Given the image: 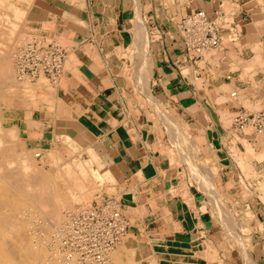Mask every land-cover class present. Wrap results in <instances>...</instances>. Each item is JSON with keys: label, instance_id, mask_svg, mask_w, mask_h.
Wrapping results in <instances>:
<instances>
[{"label": "crops", "instance_id": "0c3cea01", "mask_svg": "<svg viewBox=\"0 0 264 264\" xmlns=\"http://www.w3.org/2000/svg\"><path fill=\"white\" fill-rule=\"evenodd\" d=\"M135 4L148 36L143 43L151 71L147 77L127 73L129 58L121 54L136 40L130 0L31 4L27 18L32 26L62 39L66 57L59 80L36 90L30 113L23 118L24 131L65 158L82 159L88 166L93 161L98 173L109 171L113 180L108 184L116 189L114 194L103 190L100 195L116 194L130 220L129 232L136 236H156L158 243L174 249L191 244L199 224L204 231L199 238L215 239L218 253L229 255L230 264H239L242 251L213 226L215 218H221L213 208L221 203L248 229L239 231L248 239L251 262L264 264V133L251 125L249 131L233 125L238 110H264V0H137ZM198 9L210 15L221 10L225 17L220 44L191 61L180 50L177 23ZM155 103L163 110L159 112ZM164 109L183 122L180 134L176 125L166 124ZM191 164L203 174L200 181L191 175ZM205 172L212 175L208 181ZM179 180L184 181L182 186ZM174 188L190 190L193 205L180 190L172 193Z\"/></svg>", "mask_w": 264, "mask_h": 264}, {"label": "bare ground", "instance_id": "6f19581e", "mask_svg": "<svg viewBox=\"0 0 264 264\" xmlns=\"http://www.w3.org/2000/svg\"><path fill=\"white\" fill-rule=\"evenodd\" d=\"M7 3V0H0V8H3L5 6V4ZM10 3V2H9ZM9 6H11L9 4ZM13 7V6H12ZM136 7V6H135ZM138 8V6H137ZM4 9V8H3ZM14 15L16 17V19H24V15H25V11L22 12V9L18 10L17 7H14ZM8 10V8H7ZM1 11V9H0ZM4 10H2L3 15L0 14V16H2V18L0 19V26H4V24H1L2 22L5 23H9L8 25L11 27L10 31H8L9 33L7 34V39L8 41H4V35H3V31H1V27H0V99H2L4 96H7L6 93L7 92H11V90H13L14 85L20 82L16 79V75L23 80L27 81H33L34 79H31L26 73H23L22 70L16 68L15 72L12 69L13 67L11 66V62H12V55L15 56V63L17 61V63L22 62L23 58L22 57V50H15V46L17 44H20V42L18 41H22V35L20 33V31L17 30L18 28V23L16 22H12L8 19H6L7 17L5 16L3 12ZM138 11V10H137ZM137 15V14H136ZM141 16V15H140ZM134 25L136 26V29L134 30V33L136 32V34L138 32H142L138 34V37H140V40L144 39V42H148V36L147 33L144 35L143 34V30H146V27L143 25V21L142 18L140 17H135L134 18ZM21 22V20H20ZM22 24V23H21ZM7 27V26H6ZM133 27V26H132ZM22 28V27H21ZM9 29V27H8ZM135 34V35H136ZM142 34V35H140ZM25 35V34H24ZM30 35V34H29ZM39 36V35H38ZM14 37V38H13ZM25 37V36H24ZM23 37V39H24ZM35 36H27L25 39V41L23 40L24 44H26L27 42H29L31 39H33ZM48 37V35H47ZM11 38V39H10ZM16 38V39H15ZM15 39V41L17 42H11V40ZM139 39V38H138ZM137 42L138 41H135ZM139 42H143V41H139ZM143 42V43H144ZM23 44V45H24ZM142 43H140L141 45ZM137 45V44H136ZM143 45V44H142ZM146 45H144L145 47ZM143 47V48H144ZM21 48V46H20ZM69 48V47H68ZM122 48V47H121ZM70 49V48H69ZM132 49V48H131ZM142 49V48H141ZM147 48L144 49V51H146ZM126 50V48H125ZM143 50V49H142ZM119 51V50H118ZM124 51V50H123ZM123 51H121V54H123ZM141 52V51H140ZM147 52V51H146ZM131 53V52H130ZM134 53V52H133ZM128 54L126 53V51H124V55ZM141 54H143V51L141 52ZM145 54V53H144ZM143 54V55H144ZM132 55V54H131ZM147 56V55H144ZM147 58V57H146ZM149 58V57H148ZM151 58V57H150ZM130 59V58H129ZM128 59V61H129ZM132 59L134 61H139L136 60V58L134 59L132 57ZM131 59V60H132ZM145 60V59H144ZM116 61V60H115ZM130 62V61H129ZM135 62V63H136ZM152 62V61H151ZM14 63V62H13ZM147 63V62H146ZM140 64V63H139ZM138 64V65H139ZM148 64V63H147ZM16 65V64H15ZM131 65V66H129ZM141 65V64H140ZM145 65V64H144ZM129 66L130 69H132L134 66L132 65V63L127 64L125 67V70L127 73H130L131 70L128 69L127 67ZM145 69H143V66L140 67L139 72H141L142 70L145 71V73H143L144 75H148L149 73H151V71L149 72V67L148 65H145ZM17 67V66H16ZM64 67V65H63ZM63 70V68H62ZM124 70V71H125ZM129 70V72H128ZM133 70V69H132ZM136 70V69H134ZM133 72V71H132ZM131 72V74H132ZM138 72V73H139ZM125 73V72H123ZM122 73V74H123ZM142 73V72H141ZM62 74V73H61ZM140 75V73H139ZM151 75V74H150ZM149 75V76H150ZM124 76V75H123ZM61 77V75H60ZM138 77V76H137ZM141 77V76H140ZM151 77V76H150ZM41 78V79H40ZM135 78V77H134ZM145 77H141V83L142 85L145 84L146 80L144 79ZM40 79V80H39ZM43 79V80H42ZM137 79V78H136ZM135 79V80H136ZM149 79V78H148ZM147 79V80H148ZM36 80H38L37 82H32L31 84H28L30 82L27 83V85H25V92L27 93L26 95H28L29 101L28 102H33L36 98V90L40 87L46 86V82H48V85L51 83L52 80H50L46 75L42 74L40 75V77H38ZM45 80V82H44ZM59 80L56 79V82ZM145 80V81H144ZM133 81V80H132ZM24 83H26L25 81H22ZM140 82V81H139ZM149 82V81H148ZM54 84V83H53ZM146 85V84H145ZM144 85V86H145ZM133 86V85H132ZM140 86V85H139ZM147 87V86H146ZM133 88V87H132ZM24 89V88H23ZM147 89V88H146ZM145 89V90H146ZM119 90V89H118ZM142 90V88L140 89ZM149 90V89H147ZM146 90V91H147ZM23 92V91H22ZM134 92V91H133ZM146 93V92H145ZM149 93V92H148ZM147 93V94H148ZM151 94V93H150ZM13 95V94H12ZM142 95V94H141ZM17 96V94H16ZM25 98V97H24ZM156 98V97H155ZM23 99V98H22ZM147 100V98H146ZM161 104V103H160ZM148 105V103H147ZM158 111L160 112L161 107L159 108V106L155 103ZM164 106V105H163ZM166 108V107H165ZM133 109V108H132ZM156 109V110H157ZM163 110V108L161 109ZM157 111V112H158ZM151 112V111H150ZM163 112V111H162ZM161 112V116H164V118L170 120L167 122L168 125H183L180 121V123L178 121H176L177 119H173L174 114L171 113L170 116H172L173 118H170L169 115L167 116L164 110V113L162 115ZM153 113V112H152ZM154 114V113H153ZM156 114V113H155ZM159 114V113H158ZM127 115H129L127 113ZM152 115V114H151ZM152 117V116H151ZM89 118V117H88ZM161 119V117H160ZM155 120V119H154ZM153 120V122H154ZM159 120V119H158ZM156 122V121H155ZM27 123V121H26ZM25 121L23 120L22 124H26ZM160 123V122H159ZM137 124V123H136ZM158 124V123H157ZM155 123V125H157ZM163 124V123H162ZM186 124V123H185ZM10 125V126H9ZM153 125V124H152ZM23 126V125H22ZM139 126V125H137ZM164 126V125H163ZM167 126V125H166ZM177 126V127H176ZM175 128H178L179 126L176 125ZM19 127V126H18ZM70 127V126H68ZM97 128V127H96ZM138 128V127H137ZM180 128V127H179ZM178 128V130H179ZM17 127L15 126V123H10L9 120L7 118H4L2 116H0V264H81L80 262H77V254L72 253L71 251H64L61 248V241H62V236L65 234L66 228H64V226L68 223V217L66 218V215L64 218H62V216L65 214L62 213V209L67 208V207H71L72 208V204L73 201H77L79 200L80 202L83 203H87L89 204L91 200V195L93 193V191L95 190H99L101 188H104L105 191H109V190H114L116 188L112 187L110 184H108L109 182H111L113 180V176H111V174L109 173V171L105 170L102 172V174H97L94 172V170L97 169H90L89 170H83L80 172H75L74 167L72 164H66L65 166H63L64 168L61 170H59V176L60 178L64 179L65 181H67L68 185L65 188H62L58 185L56 178L52 175V173H49L48 171L42 169L41 167H39V164H36L35 160L32 159V157L28 154V153H21L20 155L15 153V149H14V140L15 138L17 139V137H19L18 135V131H17ZM98 129V128H97ZM163 129V128H162ZM167 129V128H165ZM169 129V128H168ZM96 130V129H95ZM110 130V129H109ZM157 130V129H156ZM165 131V130H164ZM169 131V130H168ZM92 132V131H91ZM170 132V131H169ZM173 132V131H172ZM170 134V133H169ZM177 134V132H176ZM175 134V136H176ZM178 134L179 131H178ZM184 135V134H183ZM186 135V134H185ZM158 137V134L156 135ZM169 136V135H167ZM177 137H179L177 135ZM186 137V136H185ZM8 138V140H7ZM10 138V139H9ZM52 139V138H51ZM63 139V138H62ZM159 139V138H158ZM180 139H184V137L181 135ZM179 139V141H180ZM190 139V138H189ZM192 139V137H191ZM160 140V139H159ZM167 140V139H166ZM178 140V138H177ZM188 140V138H187ZM52 141V140H51ZM91 141V140H90ZM190 141V140H189ZM40 142V141H39ZM174 142V141H172ZM184 142V141H183ZM192 142V140H191ZM194 142V141H193ZM160 143V142H159ZM182 143V142H181ZM185 143V142H184ZM79 144V143H78ZM161 144V143H160ZM168 144V143H167ZM195 144V143H194ZM193 143L192 145L195 146ZM22 146V145H21ZM148 146V145H147ZM166 146V145H165ZM176 146H178V144H176ZM185 146V144H184ZM23 147V146H22ZM149 147V146H148ZM39 148V147H38ZM53 148V147H52ZM50 148V149H52ZM82 148V147H81ZM170 148V147H169ZM192 148V147H191ZM32 149V148H31ZM172 149V148H171ZM171 149L167 150L170 153H173L174 151H172ZM175 149V147H174ZM182 149V147H181ZM190 149V148H189ZM248 149V148H247ZM29 150V149H27ZM35 150V149H34ZM42 150V149H41ZM40 150V151H41ZM46 150V148H45ZM56 150V149H55ZM54 150V151H55ZM183 150V149H182ZM250 150V149H248ZM247 150V152H249ZM23 151V150H22ZM53 151V149H52ZM51 151V153H52ZM146 151V150H145ZM191 151V150H190ZM193 151H196V148L193 149ZM24 152V151H23ZM49 152V151H48ZM59 152V151H58ZM181 152V151H180ZM185 152V151H184ZM192 152V151H191ZM190 152V153H191ZM20 153V151L18 152ZM78 153V152H77ZM103 153V152H102ZM119 153V152H118ZM167 153V152H166ZM169 153V154H170ZM194 153V152H193ZM50 154V153H49ZM58 153H56L57 155ZM168 154V153H167ZM174 154V153H173ZM179 154V153H178ZM181 154V153H180ZM186 154V153H184ZM188 154V153H187ZM186 154V155H187ZM235 154V153H234ZM63 155V154H62ZM190 155V154H189ZM188 155V156H189ZM33 156V155H32ZM44 156V155H43ZM49 156V155H47ZM55 155H53L54 157ZM60 156V155H59ZM69 156V155H68ZM169 156V155H168ZM171 156V155H170ZM175 157V154L173 155ZM192 156V155H190ZM195 156V155H194ZM192 156V157H194ZM36 157V156H35ZM52 157V156H50ZM64 157V156H63ZM67 157V156H66ZM89 157V156H88ZM173 157V158H174ZM56 158V157H55ZM62 158V156H61ZM171 158V157H170ZM169 158V159H170ZM37 159V158H36ZM145 159V158H144ZM195 159V158H194ZM198 159V158H197ZM53 160V159H52ZM55 160H58L55 159ZM62 160V159H61ZM60 160V161H61ZM77 162L80 163V165L83 167L84 163L82 162V159H74ZM185 160V159H183ZM182 160V161H183ZM244 160V157L243 159ZM37 161V160H36ZM54 161V160H53ZM63 161V160H62ZM69 161V160H68ZM173 161V160H172ZM179 161V160H178ZM177 161V162H178ZM193 161V159H192ZM240 161V160H239ZM57 162V161H56ZM184 162V161H183ZM186 162V161H185ZM241 162V161H240ZM247 162V161H246ZM50 163V162H49ZM53 163V162H52ZM205 163V162H204ZM238 163V162H237ZM249 163V162H247ZM246 163V164H247ZM59 165L58 163H55ZM63 164V163H62ZM185 164V163H184ZM188 164L189 161H188ZM42 165V164H41ZM47 165V164H45ZM204 165V164H202ZM239 165V164H238ZM61 167V165H59ZM58 166V167H59ZM200 166V165H199ZM248 166V165H247ZM51 167V166H50ZM188 167L189 170H191V175L193 174V176L195 177V179L199 180V173L198 169L196 170V168L191 164ZM201 167V166H200ZM205 167V166H203ZM199 168V167H198ZM202 168V167H201ZM206 168V167H205ZM53 169V167H52ZM56 169V168H55ZM208 169V168H207ZM206 169V170H207ZM93 170V171H92ZM182 170V169H181ZM184 170V169H183ZM209 170V169H208ZM50 171V170H49ZM55 171V170H54ZM201 172V171H200ZM204 172V170H203ZM208 172V171H207ZM205 172V173H207ZM56 173V172H55ZM251 173V172H250ZM58 174V172H57ZM165 174V173H164ZM180 175V172L178 173ZM202 174V173H201ZM208 174V173H207ZM204 174V177L207 175ZM209 174H211L209 172ZM207 175V178L210 175ZM190 175V176H191ZM203 175V174H202ZM178 176V175H177ZM201 176V175H200ZM212 176V175H211ZM210 176V178H211ZM193 177V178H194ZM206 177L204 178V180L206 179L207 181L210 180V178L207 179ZM170 179V178H169ZM203 180V179H201ZM64 181V182H65ZM183 180H179L178 185L180 184L182 186V184L180 183ZM200 181V180H199ZM70 182V183H69ZM163 182V180H162ZM188 182V181H187ZM198 182V181H197ZM196 182V183H197ZM201 183V182H200ZM203 183V182H202ZM206 183V182H205ZM210 183V182H208ZM212 183V182H211ZM215 183V182H214ZM184 184V181H183ZM199 184V182H198ZM216 184V183H215ZM65 185V186H66ZM137 185V184H136ZM140 185V184H139ZM179 185V186H180ZM205 185V184H204ZM203 184H200V187L202 186L203 188L205 187ZM213 185V184H212ZM211 185V186H212ZM116 186V185H115ZM173 186V185H172ZM175 186V185H174ZM196 186V185H195ZM207 186V185H206ZM245 186V185H244ZM184 187V186H183ZM186 187V186H185ZM199 187V186H198ZM139 188V187H138ZM181 188V187H180ZM178 188V190H176V188L173 189L172 193H175V191H179L180 190V195L182 194V196H184V198H186L187 201H189V203L191 205L192 204V200H191V195H188L187 191L190 190H182ZM197 188V187H196ZM210 187L208 186V189ZM214 188V186H213ZM247 188V187H245ZM140 189V188H139ZM186 189V188H185ZM206 189V188H205ZM207 189V191H208ZM168 190H172V188L170 187V189L168 188ZM175 190V191H174ZM211 190V188L209 189ZM100 191V190H99ZM228 191V190H227ZM164 192V191H163ZM209 192V191H208ZM165 193V192H164ZM110 194V193H109ZM177 194H179V192H177ZM207 194V193H206ZM116 195V194H115ZM114 195V196H115ZM218 195V194H217ZM243 196V192L241 194ZM93 196V195H92ZM101 195H97L96 198L100 199ZM113 196V197H114ZM156 196V195H155ZM189 196V197H188ZM196 196V195H195ZM213 196L215 197L214 193ZM235 196V195H234ZM120 197V195H119ZM180 197V196H179ZM213 197V198H214ZM219 197V196H218ZM182 198V199H184ZM212 198V194H211V200ZM220 198V197H219ZM239 198V197H238ZM165 199V198H164ZM198 199V198H197ZM217 200V199H216ZM214 200V202L216 201ZM99 202V201H98ZM186 202V201H185ZM198 202V201H197ZM211 202V201H210ZM223 202V201H222ZM216 203H219V201L217 200ZM82 204V203H81ZM139 204V203H138ZM141 204V203H140ZM212 204V203H211ZM224 204V203H223ZM90 205V204H89ZM146 205V204H145ZM156 205V204H155ZM199 205V204H198ZM214 205V204H213ZM216 208L218 206V204H215ZM214 205V206H215ZM221 205V203L219 204ZM226 205V203H225ZM86 206V204L84 205ZM222 206V205H221ZM92 208V206H90ZM88 207V208H90ZM136 207V206H135ZM190 207V206H189ZM193 209L195 206H192ZM220 207V206H219ZM218 207V208H219ZM83 209H86L87 207H82ZM129 208V207H128ZM215 208V209H216ZM131 209V208H129ZM142 209V207H141ZM192 209V210H193ZM196 209V208H195ZM194 209V210H195ZM220 209V208H219ZM225 209V207H224ZM79 210V209H78ZM136 210V209H134ZM138 210V209H137ZM193 210V211H194ZM218 210V209H217ZM231 210V209H230ZM216 211V210H215ZM219 211V210H218ZM222 211V210H220ZM219 211V212H220ZM229 212V208L226 210ZM74 212V211H73ZM125 212V209H124ZM138 212V211H137ZM196 212V211H194ZM219 212H216L219 213ZM71 213V211H70ZM222 213V212H221ZM224 213V212H223ZM227 213V212H226ZM32 214H38L44 217V221H42L40 224H42V227L45 230V232H41L42 234L37 235L36 233L34 234L33 231L35 232V229L37 228H41V226L39 224H37V226L39 225V227H36L35 224L32 223V219L30 218L32 216ZM69 214V213H68ZM126 214V212H125ZM139 215V214H138ZM220 215V214H219ZM227 215V214H226ZM233 215V214H232ZM69 216V215H68ZM197 216V215H196ZM34 217V216H33ZM37 217V215H36ZM220 217V216H219ZM230 218V217H229ZM227 218V219H229ZM34 219V218H33ZM198 219V218H197ZM223 220V219H222ZM242 220V219H241ZM130 221V220H129ZM221 221V219H220ZM233 221V220H232ZM34 222V221H33ZM62 223V224H61ZM198 223V222H197ZM61 224V227H60ZM233 225H235L234 223H232ZM202 225V224H201ZM229 225V224H228ZM239 225V224H238ZM241 225V224H240ZM263 225V224H261ZM203 226V225H202ZM224 226V225H223ZM226 226V225H225ZM36 227V228H35ZM227 227V226H226ZM230 227V226H229ZM231 227H233L231 225ZM230 227V228H231ZM244 227V226H243ZM261 227V226H260ZM236 228V227H235ZM56 230L54 232L55 234V244L54 245V250L53 247L52 250L53 251H47L46 249V242L47 240L51 237L49 236V232L51 230ZM228 229V228H227ZM245 229V228H244ZM198 230L200 231V227L198 225ZM203 230V229H202ZM201 230V231H202ZM232 230V229H231ZM230 230V232H231ZM234 230V229H233ZM241 230V229H240ZM41 231V229H40ZM144 231V230H143ZM222 231V230H221ZM225 231V230H224ZM227 231V230H226ZM237 231V230H236ZM38 232V231H37ZM234 232V231H233ZM52 233V232H51ZM204 234L203 231L201 232V235ZM226 234V233H225ZM237 234V233H236ZM235 234V235H236ZM51 235V234H50ZM207 235V234H206ZM249 235V234H248ZM53 236V235H52ZM238 236V235H237ZM246 236V235H245ZM244 236V237H245ZM199 237V236H198ZM134 235L132 233H129V230L124 233L123 235H121L120 240L114 245V247L108 252V256L107 259L105 261L104 264H141V262L144 264V260L149 262V263H153L152 258L148 257V258H144L141 254L140 251L137 250V248L134 246L135 245V241H134ZM233 239V238H231ZM50 240V239H49ZM204 240V239H203ZM223 240V239H222ZM239 240V238H238ZM237 240V241H238ZM243 241V240H242ZM242 241H238V243L236 244H241V246L243 245ZM233 242V241H232ZM235 242V241H234ZM50 243V242H48ZM47 243V244H48ZM52 243V242H51ZM46 244V245H47ZM120 244V246H119ZM205 244L208 248L213 249V255H214V250H217L216 246L213 244L212 241H205ZM235 244V243H234ZM49 246V245H48ZM118 246V248H117ZM245 247V246H244ZM117 248V249H116ZM204 249V248H203ZM242 249V248H241ZM208 250V249H207ZM205 249V255H206V251ZM127 253L128 255V260L124 262V260L121 259V254L122 253ZM204 252V251H203ZM69 253L71 255H69ZM169 253V252H168ZM197 253V252H196ZM212 253H208L212 254ZM243 253V258L245 259L244 262H246L245 264H253L249 259L247 253H246V249H244L242 251ZM151 255V254H150ZM198 255V254H197ZM207 255V256H208ZM152 256V255H151ZM205 257V256H204ZM150 258V259H149ZM180 260V259H179ZM210 260V259H208ZM207 260V261H208ZM193 263H197V259L196 262L192 261ZM218 262V261H217ZM242 262V261H241ZM210 263V262H209ZM212 263V262H211ZM220 263V262H219ZM222 263V261H221ZM220 263V264H221Z\"/></svg>", "mask_w": 264, "mask_h": 264}, {"label": "rangeland", "instance_id": "374dc122", "mask_svg": "<svg viewBox=\"0 0 264 264\" xmlns=\"http://www.w3.org/2000/svg\"><path fill=\"white\" fill-rule=\"evenodd\" d=\"M36 0H7V3L5 4V6L3 7V8H0L1 9V11H0V14L1 15H3V13H2V10H4L3 12H5L6 11V13H4L5 14V16L7 17L6 19H8V20H10V21H12V22H16V23H20L19 25H18V28H17V30L18 31H20V33L21 34H23L24 32V34L22 35L23 37H24V39H23V37H22V41H18V42H20V44H17L16 46H15V50H22V48H23V44H24V42H23V40L25 41L26 39V37L27 36H35L36 35V37H38V35H44V36H47L48 35V37H47V40L49 41V40H56V41H59V42H61L62 44H63V46L65 47V45H64V43H63V41H62V39H56L54 36H52V35H49V34H46V32H39V31H37V29L36 28H34V25L32 26V21H30V19H28L27 18V12H28V10H29V7L31 6V4L33 3V2H35ZM136 1L137 0H130V10H131V12H132V20L131 21H133L134 20V18L136 17V8H134V6L136 5L135 3H136ZM10 2V3H9ZM165 2H167V3H172V0H165ZM9 4L11 5V6H9ZM13 6V7H12ZM14 7H17L18 8V10H20V9H22V12H24L25 13V17H24V19H16V15L14 14ZM7 8H8V10H7ZM20 8V9H19ZM21 11V10H20ZM15 15V16H14ZM2 18V16H0V19ZM20 20H21V22H20ZM6 22V21H5ZM5 22H2L1 21V24H4V26H0L1 27V31H3V35H4V38H3V40L4 41H8V39H7V34L9 33L8 31H10V26L8 25L9 23H5ZM22 23V24H21ZM133 25H134V21L133 22H131ZM7 26V27H6ZM8 27H9V29H8ZM22 27V28H21ZM147 33V31L146 30H143V34L144 33ZM139 33H142L141 31L140 32H138L137 34H136V32H135V34H134V36L136 37L135 39V41H138V43L137 42H135V44L132 46V47H129V48H127L126 50H124V51H126V53H128V54H125L126 56H127V58H130L129 59V61L127 62V64H130V63H132V65L134 66L132 69H130L129 68V66H131V65H129L127 68L128 69H130L131 70V72L133 71L134 73H138L139 72V70H140V67H142L143 66V69H145V65H149V64H147L146 62H147V58H146V56H144L145 54V51H144V49H145V47L142 45L143 44V42H144V39H142V40H140V37H138V34ZM145 33V34H146ZM30 34V35H29ZM144 34V35H145ZM140 35H142V34H140ZM14 38V37H13ZM35 38V37H34ZM139 38V39H138ZM11 39V38H10ZM16 39V38H15ZM15 39H13V40H11V42H17V41H15ZM139 41H143V42H139ZM140 43H142L141 45H140ZM137 44V45H136ZM20 46H21V48H20ZM144 47V48H143ZM132 48V49H131ZM143 50H142V49ZM66 49V48H65ZM121 51H123V50H121ZM124 51H123V54H124ZM143 51V54H141V52ZM131 52V53H130ZM134 52V53H133ZM132 54V55H131ZM132 57L135 59L136 58V60H139V61H134L133 59H132ZM132 59V60H131ZM145 59V60H144ZM14 62V63H13ZM24 59H23V61L22 62H18L17 63V61H16V63H15V56H13L12 55V62H11V66L13 67L12 69L14 70V72H15V70H16V68H18L19 69V65L20 64H22V65H24ZM136 62V63H135ZM141 65H140V64ZM16 64V65H15ZM126 64V65H127ZM139 64V65H138ZM145 64V65H144ZM17 66V67H16ZM21 66V65H20ZM22 67H20V69H21ZM134 69H136V70H134ZM22 70V69H21ZM128 72H129V70H128ZM133 72H132V74H133ZM142 72V73H141ZM141 72H139L140 74H143V73H145V71H141ZM28 75V74H27ZM29 76V75H28ZM142 76V75H141ZM30 78H31V76H29ZM147 77V76H146ZM18 78V79H17ZM60 78V77H59ZM16 79L18 80V81H20L19 83H18V85L17 84H15L14 85V88H13V90H11V92H7L6 93V95L7 96H4L2 99H0V116H2V117H4V118H7L8 120H9V122L12 124V123H15V126L18 128L17 129V131H18V136L19 137H17V139L15 138V140H14V149H15V153H17V154H21V153H28L31 157H32V159L33 160H35V162H36V164H39L38 166L39 167H41L42 169H44V170H46V171H48L49 173H52V175L56 178V180H57V183H58V185L60 186V187H62V188H65V187H67V185H68V183H67V181H65L64 179H62V178H60V176H59V170H61V168L63 169L64 167L63 166H65L67 163L69 164H72L73 165V167H74V170H75V172H80V171H83V170H89L90 171V169L92 168H94L95 167V165H94V163H93V161H91V164H89V166L88 165H86V164H84V166L82 167L81 165H80V163L79 162H77L76 160H74V159H72V158H65V157H63V155H62V153H61V151H59V150H55L54 148H52L53 149V151H52V149H50V147L48 146V145H46L45 143H41V142H39V140H31L29 137H28V135L26 134V132L24 131V128H23V118L24 117H26V115H28L29 113H30V108H31V106H32V103L34 102H28L29 101V98L30 97H28V95H26L27 93L25 92V85H27V83L28 82H30V83H28V84H31L32 82H37L38 80H31V81H27V79L26 80H23V79H20L17 75H16ZM32 79V78H31ZM41 79V78H40ZM39 79V80H40ZM43 80V79H42ZM139 80H141V79H139ZM22 81H25L26 83H24V82H22ZM145 81V80H144ZM44 82H45V80H44ZM51 82H53V81H51ZM56 81H54V83H55ZM33 84V83H32ZM46 85H48V82H46ZM24 88V89H23ZM23 91V92H22ZM13 94V95H12ZM16 94H17V96H16ZM25 97V98H24ZM23 98V99H22ZM259 109V108H258ZM257 109V110H258ZM164 110H166V109H164ZM164 112V111H163ZM171 113H175V112H172V110L171 111H165V113L164 114H166L167 116L169 115V117L170 118H172L170 115H171ZM164 120L166 121V122H168V121H170V120H168V119H166V118H164ZM177 121V120H176ZM165 122V123H166ZM167 124V123H166ZM168 125V124H167ZM176 125H178L179 127H180V125L179 124H177L176 123ZM10 126V125H9ZM19 126V127H18ZM182 126V125H181ZM252 128H250V127H248V128H246V131H249V130H251ZM176 130L178 131V128H176ZM263 136V135H262ZM10 139V138H9ZM7 140H8V138H7ZM23 147H22V146ZM39 147V148H38ZM32 148V149H31ZM45 148H46V150H45ZM247 148H249V147H247ZM246 148V151L248 150ZM27 149H29V150H27ZM35 149V150H34ZM42 149V150H41ZM24 152H23V151ZM41 150V151H40ZM55 150V151H54ZM20 151V153H18ZM49 151V152H48ZM51 151H52V153H51ZM59 151V152H58ZM192 151H193V149H192ZM50 153V154H49ZM56 153H58L57 155H56ZM33 155V156H32ZM44 155V156H43ZM47 155H49V156H47ZM53 155H55L54 157H53ZM60 155V156H59ZM36 156V157H35ZM50 156H52V157H50ZM61 156H62V158H61ZM56 157V158H55ZM37 158V159H36ZM58 158V160H55V159H57ZM54 161H53V160ZM63 161H62V160ZM37 160V161H36ZM61 160V161H60ZM69 160V161H68ZM57 161V162H56ZM50 162V163H49ZM53 162V163H52ZM54 162L55 163H58L59 165H61V167L59 166V165H57V164H54ZM83 163H84V161H82ZM193 162V161H192ZM63 163V164H62ZM42 164V165H41ZM45 164H47V165H45ZM51 166V167H50ZM59 166V167H58ZM52 167H53V169H52ZM194 167L196 168V170L198 169V166L197 165H194ZM56 168V169H55ZM94 169H97L96 167L94 168ZM50 170V171H49ZM55 170V171H54ZM93 171V170H92ZM56 172V173H55ZM57 172H58V174H57ZM94 172L95 173H97V174H102V173H98V170H94ZM199 172H197V174H198ZM200 175L201 174H199V177H200ZM202 176V175H201ZM65 181V182H64ZM67 185H66V184ZM70 183V182H69ZM66 185V186H65ZM100 190V191H99ZM99 190H95V191H93V193H92V195H91V200L90 201H88V202H90L89 204H87V203H83V202H80L79 200H77V201H73V204H72V208L73 209H70L71 207H67V208H64V209H62V213L64 214L63 216H62V218H64L65 217V215H66V218L68 217V219L70 218V216L72 215V214H74L75 212H78V211H80L81 209H83L82 207H90V206H93L94 204H96L99 200H101L103 197H101L100 196V199H97L96 198V196L97 195H100V194H102V192H103V190H104V188H101V189H99ZM110 194H114V191L112 190H109L108 191ZM111 197V196H110ZM113 197V196H112ZM114 198V197H113ZM115 199H116V197H115ZM82 203V204H81ZM86 204V206H84ZM220 206V207H219ZM220 209H219V208ZM216 208V207H215ZM215 208H213L214 209V215L216 216V215H218V216H220L221 218H215V220H216V223H215V225H213V226H215V228H216V230H222L223 231V233H226V235H228V236H230V237H228L227 238V240H229L230 238H233V239H231L232 241H233V245H235V247H238V249L239 250H241V251H243L244 249H246V247L248 248L249 247V244H248V246H247V241H248V239L247 238H245L246 236L245 235H242V232H247V230L248 229H246L245 228V226H244V224H241V225H238V222H237V220H236V218L234 217V216H232L231 215V212H230V208H229V212L228 211H226L228 208L226 207L225 209H224V206H221V205H218L217 206V208H216V211H215ZM79 209V210H78ZM220 211V210H222V211H218V210ZM70 211H71V213H70ZM74 211V212H73ZM216 212H219V213H217L216 214ZM222 212V213H221ZM224 212V213H223ZM227 212V213H226ZM69 213V214H68ZM220 214V215H219ZM227 214V215H226ZM36 215H37V217H36ZM69 215V216H68ZM34 216V217H33ZM230 217V218H229ZM31 219H32V223L33 224H35V226L36 227H39V225L41 226V228H36L35 229V232L33 231V233L35 234H37V235H40V234H42L43 232H45V230H42V229H44L43 227H42V224H40L42 221H44V217L43 216H41V215H38V214H32V216L30 217ZM34 218V219H33ZM227 218H229V219H227ZM220 219H221V221H220ZM223 219V220H222ZM233 220V221H232ZM34 221V222H33ZM45 222V221H44ZM43 223V222H42ZM232 223H234L235 225H233ZM37 224H39L38 226H37ZM62 224V223H61ZM61 224H60V227H61ZM229 224V225H228ZM198 225L199 224H197V226L194 228V231L196 230L197 231V233H196V231H195V237L196 238H194V240L192 241V243L190 244V242L187 244H183V245H178V246H176V247H173L174 249H172V247L170 246H167V244H164V243H158L156 240H155V238H156V236H151L150 238H148V239H144V238H140V237H138V236H136L135 234H133L132 232H129V233H132L133 235H134V241H135V247L137 248V250H139L140 251V254L145 258H148V257H151L152 258V261L154 262V264H220L221 263V261H222V263L221 264H230V256L229 255H227V256H225V254L223 253V254H220V253H218V249L217 250H214V255H213V249H211L210 250V248H208L207 246H206V244H205V241L207 240V241H212L213 242V244L216 246V248H218V246H217V243H216V240L215 239H206V238H199L198 236H202L201 235V232L203 231L202 229V231L200 230H198ZM224 225V226H223ZM227 227H226V226ZM231 225L233 226V227H231ZM62 226H64V225H62ZM231 228H230V227ZM240 227V229H241V231L242 232H240L239 230L240 229H237V227ZM244 226V227H243ZM65 227V226H64ZM200 227V226H199ZM236 227V228H235ZM228 228V229H227ZM245 228V229H244ZM40 229H41V231H40ZM232 229V230H231ZM234 229V230H233ZM225 230V231H224ZM227 230V231H226ZM230 230H231V232H230ZM239 231V232H237V231ZM38 231V232H37ZM56 230H51L49 233L51 234H49V236H51L48 240H47V242H46V244L48 243V242H50V243H48L47 245L45 244V246H46V249H47V251H53L55 248H54V245H52V244H55L56 245V242H54L55 241V234H54V232H55ZM234 231V232H233ZM42 232V233H41ZM52 232V233H51ZM40 233V234H39ZM203 233H204V231H203ZM237 233V234H236ZM239 233H241L240 235H239ZM236 234V235H235ZM53 235V236H52ZM239 237H238V236ZM245 236V237H244ZM239 238V240H238V238ZM204 239V240H203ZM240 242V241H242L243 242V245L241 246V244H236V243H238V241ZM235 241V242H234ZM52 242V243H51ZM235 243V244H234ZM49 245V246H48ZM119 246H120V244H119ZM245 246V247H244ZM51 247H53V250H52V248ZM117 248H118V246H117ZM116 248V249H117ZM204 248V249H203ZM242 248V249H241ZM65 248H62V250H64ZM205 249L207 250L206 251V255H205ZM67 250V249H66ZM66 250H64L65 252H66ZM186 250V251H185ZM68 252L70 251V250H67ZM183 251L184 252H187V253H183ZM204 251V252H203ZM169 252V253H168ZM172 252H174L175 254L173 255V254H171ZM197 252V253H196ZM208 253H212V254H209L208 255ZM152 256H151V255ZM198 254V255H197ZM122 256H121V259L122 260H124V262L125 261H127L128 260V255H127V253H122L121 254ZM149 255V256H148ZM208 255V256H207ZM148 256V257H147ZM205 256V257H204ZM173 257H175L174 259H173ZM125 259H127V260H125ZM150 259V258H149ZM180 259V260H179ZM185 259V260H184ZM196 259H197V263H193L192 261H194V262H196ZM208 259H210V260H208ZM168 260H170V261H168ZM208 260V261H207ZM244 258H243V253L241 254H239V264H245L246 262H244ZM186 261V262H185ZM218 261V262H217ZM242 261V262H241ZM210 262V263H209ZM212 262V263H211ZM220 262V263H219ZM141 264H143L142 262H141ZM144 264H153V263H149V262H147V261H145L144 260Z\"/></svg>", "mask_w": 264, "mask_h": 264}, {"label": "built area", "instance_id": "2783aa9c", "mask_svg": "<svg viewBox=\"0 0 264 264\" xmlns=\"http://www.w3.org/2000/svg\"><path fill=\"white\" fill-rule=\"evenodd\" d=\"M224 17L221 10L210 15L206 10L198 9L179 20V47L188 60L196 61L220 44L219 30ZM22 53L21 58L25 62L19 66L32 79L44 74L54 82L60 77L66 57V49L61 42L48 41L47 36L39 35L24 44ZM235 94L233 91L232 95ZM233 125L240 130L251 125L264 133V110H238L234 114ZM129 227L130 221L123 206L117 199L106 196L92 208L81 209L70 216L64 227L66 231L62 236L61 248L77 254L76 263L104 264L108 252Z\"/></svg>", "mask_w": 264, "mask_h": 264}]
</instances>
